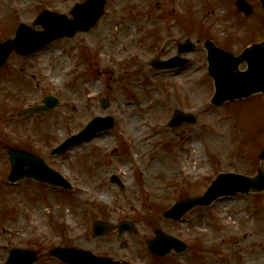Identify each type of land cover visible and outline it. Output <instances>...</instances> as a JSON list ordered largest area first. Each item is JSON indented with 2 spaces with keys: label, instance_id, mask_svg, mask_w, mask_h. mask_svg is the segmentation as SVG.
<instances>
[{
  "label": "rangeland",
  "instance_id": "rangeland-1",
  "mask_svg": "<svg viewBox=\"0 0 264 264\" xmlns=\"http://www.w3.org/2000/svg\"><path fill=\"white\" fill-rule=\"evenodd\" d=\"M73 1L0 0V44L21 24L12 12L42 30L32 22L38 8H65ZM235 1L108 0L104 17L90 32L55 41L30 57L11 55L0 70V213L11 214L0 235L9 244L28 239L30 247L51 248L67 234L79 248L130 264H264V192L219 198L188 212L183 221L164 218L177 200L202 197L220 174L253 177L264 170L259 155L264 95L211 104L215 86L205 41L238 55L264 38L260 0H246L253 6L250 16L238 11ZM186 41L196 46L181 55L188 59L184 67L151 66L153 59L176 57ZM47 94L61 105L43 115L17 117ZM103 99L109 101L105 107ZM177 109L196 122L169 126ZM96 116H112L116 124L63 156L51 155ZM6 143L37 153L74 189L32 180L8 185ZM159 154L167 162L154 172ZM112 176L124 189L110 181ZM123 219L137 231L120 235ZM98 220L118 227L95 238ZM158 230L186 242L188 249L153 255L147 242Z\"/></svg>",
  "mask_w": 264,
  "mask_h": 264
},
{
  "label": "water",
  "instance_id": "water-1",
  "mask_svg": "<svg viewBox=\"0 0 264 264\" xmlns=\"http://www.w3.org/2000/svg\"><path fill=\"white\" fill-rule=\"evenodd\" d=\"M106 0H88L76 13V19L73 22L67 21L65 17L50 15L47 12L43 13L38 23L45 27L43 32H37L21 26L18 30L17 37L0 46V66L4 64L8 55L13 48L23 54H31L40 48L52 43L58 38L65 36H73L77 30H89L100 18ZM264 8V0L261 1ZM238 7L247 14L251 12V8L245 1H238ZM209 50L208 60L210 63L209 73L215 80L216 93L212 100L214 104L220 105L227 101L242 99L256 93H264V42L255 44L251 48L246 49L239 57L218 49L214 44L208 42ZM193 47H182L180 51H188ZM247 62L248 68L246 71H240L239 65L242 62ZM185 61L179 64H184ZM158 66V65H156ZM162 66H168V63H163ZM44 105L38 108L25 109L21 114L42 113L50 108H54L59 104L57 98L47 96L43 99ZM103 106L107 105L104 100ZM171 122V126L175 127L182 122H194V117L184 115L177 111ZM114 124L112 117H96L77 135L68 138L61 146L54 150V153H63L72 146L83 141L89 140L102 131L110 129ZM12 169L10 180L16 181L24 176L32 177L36 180L58 185L70 187L68 182L55 170L49 168L45 162L38 157L28 154L21 150H11ZM261 158L264 159V150L261 153ZM29 168L26 170L25 167ZM112 182H116L122 186L121 181L116 177H112ZM264 190V172L260 170L259 174L254 177H247L240 174H221L209 187L207 192L202 197L190 198L182 202L176 203L173 208L165 213V217L180 219L185 213L194 209L197 206H208L219 197L235 195L239 192H261ZM114 228L111 224L97 222L94 226L96 236L102 235L111 231ZM121 230L128 228V224L121 223ZM149 248L158 255H166L171 249L182 251L187 248V245L173 237L159 233L158 236L149 243ZM62 255L72 262L77 264H119L111 259H100L92 254L71 249L62 251ZM19 253L15 251L13 254L12 264H20L21 259ZM32 263V259H28V264ZM24 264H27L25 262ZM126 264V263H123Z\"/></svg>",
  "mask_w": 264,
  "mask_h": 264
},
{
  "label": "flooded vegetation",
  "instance_id": "flooded-vegetation-1",
  "mask_svg": "<svg viewBox=\"0 0 264 264\" xmlns=\"http://www.w3.org/2000/svg\"><path fill=\"white\" fill-rule=\"evenodd\" d=\"M84 0H74L73 4L68 5L66 4L63 7H45L42 6L40 8H38L37 11H42L44 9H48L50 11H53L55 13L58 14H64L67 15L68 17L72 18V10L74 8V5L77 4L78 2H82ZM7 65V64H6ZM5 65V66H6ZM4 66V68H5ZM3 68V69H4ZM5 148L8 149L9 147H18L17 145H9L8 143L4 144ZM11 217V214H10ZM10 217H8V215L4 212V213H0V231H5L7 230L6 225L7 222L10 220ZM12 220V218H11ZM4 238V239H3ZM71 236L65 234V239H62L61 241L57 242V244H54L53 247L51 248H44L41 245H34L33 247H30L28 245L29 240L25 239L26 241H24V245H12V243H8V240L6 239V235L3 234L0 235V264H5L6 261L9 259L13 247L19 246V247H23V248H30L31 250H33L35 252V254L37 255V262L35 264H48L49 262H53L54 264H70L68 262H65L61 259V257L59 256V254H56L55 256H52L50 254V251L55 249L57 251H59V249H66V248H70V247H77L75 244L72 243L71 241Z\"/></svg>",
  "mask_w": 264,
  "mask_h": 264
},
{
  "label": "bare ground",
  "instance_id": "bare-ground-1",
  "mask_svg": "<svg viewBox=\"0 0 264 264\" xmlns=\"http://www.w3.org/2000/svg\"><path fill=\"white\" fill-rule=\"evenodd\" d=\"M22 1H24V0H15V2H19V3H21ZM5 11L7 10V9H4ZM16 12H18V11H16ZM16 12H13L14 14H15V16L17 17V18H19L20 17V15L19 14H17ZM19 13V12H18ZM7 14V13H6ZM22 18H24V15H22ZM137 21H141V19L139 18V19H137ZM125 34H129V31H125ZM95 39L96 38H98V36L96 35L95 37H94ZM96 40H98V39H96ZM134 125H136V123L135 124H133V126ZM139 135H141V134H139ZM97 139H99V138H97ZM195 147H196V145H195ZM138 150H141V148H139ZM144 150V149H143ZM196 155L197 156H199L198 155V151H197V153H196ZM167 162V160L166 159H164L160 154L157 156V158H156V160H155V162L153 163V165H152V167H151V170L152 171H158V168H160L161 166H162V163L164 164V163H166ZM121 208V205H119L118 206V209H120ZM248 236L245 234L244 235V238H247Z\"/></svg>",
  "mask_w": 264,
  "mask_h": 264
}]
</instances>
